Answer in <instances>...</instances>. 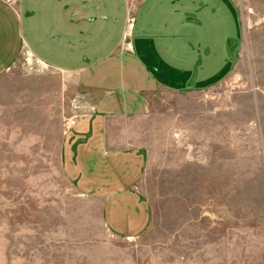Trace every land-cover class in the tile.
Masks as SVG:
<instances>
[{
	"label": "rangeland",
	"instance_id": "374dc122",
	"mask_svg": "<svg viewBox=\"0 0 264 264\" xmlns=\"http://www.w3.org/2000/svg\"><path fill=\"white\" fill-rule=\"evenodd\" d=\"M214 87L156 92L139 121L148 228L120 236L64 176L62 133L86 112L22 53L0 74V264H264V0Z\"/></svg>",
	"mask_w": 264,
	"mask_h": 264
},
{
	"label": "crops",
	"instance_id": "0c3cea01",
	"mask_svg": "<svg viewBox=\"0 0 264 264\" xmlns=\"http://www.w3.org/2000/svg\"><path fill=\"white\" fill-rule=\"evenodd\" d=\"M243 34L235 0H0V74L24 53L82 98L61 168L110 231L134 237L152 219L138 126L152 96L221 84Z\"/></svg>",
	"mask_w": 264,
	"mask_h": 264
}]
</instances>
